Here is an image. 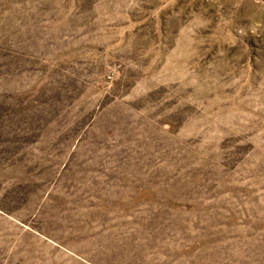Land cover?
Returning <instances> with one entry per match:
<instances>
[{
    "label": "rangeland",
    "instance_id": "rangeland-1",
    "mask_svg": "<svg viewBox=\"0 0 264 264\" xmlns=\"http://www.w3.org/2000/svg\"><path fill=\"white\" fill-rule=\"evenodd\" d=\"M0 264H264V0H0Z\"/></svg>",
    "mask_w": 264,
    "mask_h": 264
}]
</instances>
